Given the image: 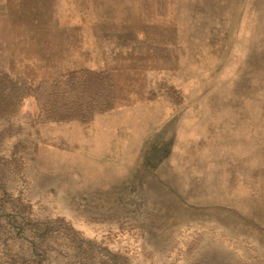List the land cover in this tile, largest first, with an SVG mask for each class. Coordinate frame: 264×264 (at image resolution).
Wrapping results in <instances>:
<instances>
[{
    "label": "rangeland",
    "instance_id": "1",
    "mask_svg": "<svg viewBox=\"0 0 264 264\" xmlns=\"http://www.w3.org/2000/svg\"><path fill=\"white\" fill-rule=\"evenodd\" d=\"M0 67V264H264V0H0Z\"/></svg>",
    "mask_w": 264,
    "mask_h": 264
},
{
    "label": "trees",
    "instance_id": "2",
    "mask_svg": "<svg viewBox=\"0 0 264 264\" xmlns=\"http://www.w3.org/2000/svg\"><path fill=\"white\" fill-rule=\"evenodd\" d=\"M0 75L4 80H8L10 78L9 73L5 68L0 67ZM4 95V96H3ZM6 95V96H5ZM18 95L14 92L13 89L8 90V88H4V84L0 82V141L5 137L7 133H11V129L13 127L11 123V119L13 116L17 115V110H15V105H18ZM23 98V97H21ZM75 113V112H74ZM72 113L71 108H67V110H62L61 112H51L49 113V116L53 119H70L72 117H81L84 116L79 115L78 113L74 114ZM23 142L18 141L14 146L15 150L18 148ZM165 149V148H164ZM162 148H159L158 146L152 151L151 156L148 158V162H145L141 167L140 170L137 172V178L140 179V182H144L146 180H150V182L156 183L157 182V174L155 170V164L152 163V160L157 158L160 159ZM20 153V151L16 150L14 152L11 151L10 156L7 159L0 158V191L3 192V197L0 199V208L1 211L4 212L6 210V205L8 203V196L6 190H7V182L9 180V177H11V174L17 170L21 163V158L17 157L16 155ZM137 186L136 184L134 185ZM138 187V186H137ZM136 187V188H137ZM121 190V189H120ZM11 208H14L13 206ZM12 211V210H10ZM1 217V216H0ZM14 221L11 220L13 224L17 223V220L15 217L13 218ZM21 226V224H20ZM20 226H16L17 234L11 235L9 232L5 231L0 227V247L7 246V250L11 252L10 246H12L11 243L16 242V245H19L20 236L23 233V228ZM10 236V237H9ZM32 237H37L33 236ZM40 238V237H38ZM33 239V238H32ZM24 249H29L28 241L24 240L22 242ZM32 246H35L32 244ZM33 252H35V249H32ZM9 255H12V253H9ZM32 258V256H30ZM12 264H34V259L30 261H26L23 259H20L18 257H14L11 261Z\"/></svg>",
    "mask_w": 264,
    "mask_h": 264
}]
</instances>
